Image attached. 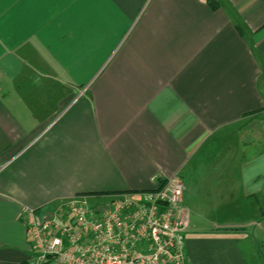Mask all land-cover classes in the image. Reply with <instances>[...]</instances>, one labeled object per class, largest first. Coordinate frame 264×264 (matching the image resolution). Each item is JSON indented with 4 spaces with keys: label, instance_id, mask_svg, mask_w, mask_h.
<instances>
[{
    "label": "crops",
    "instance_id": "crops-1",
    "mask_svg": "<svg viewBox=\"0 0 264 264\" xmlns=\"http://www.w3.org/2000/svg\"><path fill=\"white\" fill-rule=\"evenodd\" d=\"M0 0V264L24 207L180 175L188 264H264V0Z\"/></svg>",
    "mask_w": 264,
    "mask_h": 264
},
{
    "label": "built area",
    "instance_id": "built-area-1",
    "mask_svg": "<svg viewBox=\"0 0 264 264\" xmlns=\"http://www.w3.org/2000/svg\"><path fill=\"white\" fill-rule=\"evenodd\" d=\"M180 175L154 189L69 198L43 213L24 207L30 264H188L189 212Z\"/></svg>",
    "mask_w": 264,
    "mask_h": 264
},
{
    "label": "trees",
    "instance_id": "trees-1",
    "mask_svg": "<svg viewBox=\"0 0 264 264\" xmlns=\"http://www.w3.org/2000/svg\"><path fill=\"white\" fill-rule=\"evenodd\" d=\"M207 2L212 5L214 8L218 7L219 3L218 0H207ZM154 189V188H152Z\"/></svg>",
    "mask_w": 264,
    "mask_h": 264
},
{
    "label": "rangeland",
    "instance_id": "rangeland-1",
    "mask_svg": "<svg viewBox=\"0 0 264 264\" xmlns=\"http://www.w3.org/2000/svg\"><path fill=\"white\" fill-rule=\"evenodd\" d=\"M91 201H92L93 203H95L96 199H95V198H94V199H91Z\"/></svg>",
    "mask_w": 264,
    "mask_h": 264
}]
</instances>
